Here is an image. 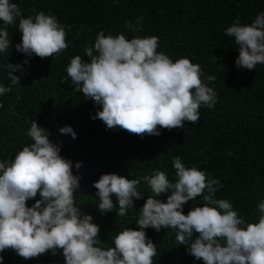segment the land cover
I'll use <instances>...</instances> for the list:
<instances>
[{
    "label": "clouds",
    "instance_id": "9594fccd",
    "mask_svg": "<svg viewBox=\"0 0 264 264\" xmlns=\"http://www.w3.org/2000/svg\"><path fill=\"white\" fill-rule=\"evenodd\" d=\"M142 20L125 22V30L137 34L130 38L125 32L113 35L100 30L87 41L84 56L74 55L65 67L71 84L99 106L92 118L109 129L160 135V129L198 123L200 107L210 109L217 101L209 86L215 75H205L187 57L173 60L157 51V36L138 35ZM10 27L21 33L14 47L26 57L52 58L69 46L65 25L51 12L33 10L25 16L12 0H0V55H8L13 47ZM224 33L238 51L234 61L238 69L254 70L264 64V11L250 22L237 17ZM27 64V59L5 64L8 84L0 83V95L19 84L21 77L14 73L24 74ZM58 132L76 136L70 125ZM27 135L31 142L14 158H0V253L11 249L28 260L59 251L64 264H155L156 244L145 230L163 228L174 232L176 244L203 264H264V198L256 202L257 217L246 219L230 199L217 197L223 187L220 179L186 167L179 155L171 160L172 179L154 169L140 179L104 173L93 182L100 213L115 210L120 218L143 198L141 180L152 193L138 210L137 227H122L111 236V243H104L93 216L76 202L81 177L73 167L79 169L81 163L63 157L60 146L49 139V130L36 120ZM161 193L165 200L158 198ZM197 198L201 203H194L185 214L184 205ZM29 200H34L30 206ZM3 259L0 255V264Z\"/></svg>",
    "mask_w": 264,
    "mask_h": 264
},
{
    "label": "trees",
    "instance_id": "16d2710c",
    "mask_svg": "<svg viewBox=\"0 0 264 264\" xmlns=\"http://www.w3.org/2000/svg\"><path fill=\"white\" fill-rule=\"evenodd\" d=\"M26 16L33 10L51 12L65 25L69 46L55 57H26L16 51L21 33L9 28L13 47L0 55V83L8 84L5 64H28L19 84L0 95V158H14L17 150L31 142L27 135L31 122L49 130V139L57 143L60 154L81 163L73 167L79 174L80 187L76 202L84 213L93 216L99 225V237L111 243V236L120 228H136L135 219L144 200L152 193L141 180L143 198L136 200L124 218L111 210H98L93 182L104 173L140 179L152 171L162 170L174 177L171 160L181 156L186 167H196L221 180L218 198L230 199L238 214L246 219L258 215L256 202L264 198V64L254 70L237 68L238 51L232 38L224 33L238 17L250 22L264 11V0H12ZM142 17L143 31L138 35L159 38L157 51L173 60L187 57L198 63L205 75H215L210 82L217 93L212 108L201 106L196 124L160 129V135L130 133L120 128H107L100 119H93L99 106L83 93L75 91L65 67L74 55L84 56L83 46L94 40L100 30L115 35L127 32L125 22L135 23ZM87 59V57H85ZM70 125L76 133L61 134L60 127ZM207 179V176H206ZM39 198L38 196L36 197ZM166 199V194L158 197ZM29 206L34 200L26 202ZM196 201L184 205L185 214ZM156 244L155 264H203L177 245L174 232L152 228L145 230ZM3 264H64L61 252L50 251L25 260L13 250L0 253Z\"/></svg>",
    "mask_w": 264,
    "mask_h": 264
}]
</instances>
